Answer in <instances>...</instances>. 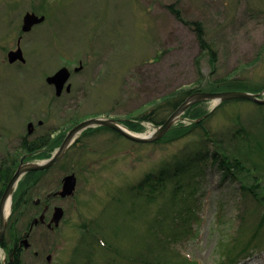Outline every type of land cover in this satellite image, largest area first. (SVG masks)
Returning a JSON list of instances; mask_svg holds the SVG:
<instances>
[{
    "label": "rangeland",
    "instance_id": "1",
    "mask_svg": "<svg viewBox=\"0 0 264 264\" xmlns=\"http://www.w3.org/2000/svg\"><path fill=\"white\" fill-rule=\"evenodd\" d=\"M44 8L41 37L21 43L25 67L35 68L18 70L3 62L16 41L0 43V114L15 112L12 105L22 96L18 114L60 123L65 100H47L45 78L61 65L73 72L79 61L83 71L72 73L74 101L68 111L77 120L133 118L176 89H203L217 77L264 84V0H45ZM196 22L203 29L205 50L197 40ZM33 86L43 89L37 98L28 92ZM214 104L202 103L211 111L204 127L229 153L260 165L262 176L264 104ZM160 113L158 118L164 116ZM21 125L2 135L15 144L12 136ZM144 125L146 133L151 127ZM203 139L200 129L161 143L133 142L107 129L80 135L49 171L45 181L50 184H44L45 191L53 190L74 172V194L58 203L64 215L57 227L34 229L23 263L142 264L140 259L149 256L153 262L162 257L176 264H221L226 246L251 234L260 209L217 161L189 159ZM205 144L211 152L216 148L215 142ZM147 173L153 179L139 186ZM32 197L41 195L35 190ZM30 211H15L5 245L26 226L34 215ZM6 262L1 247L0 264ZM235 264H264V247Z\"/></svg>",
    "mask_w": 264,
    "mask_h": 264
},
{
    "label": "flooded vegetation",
    "instance_id": "2",
    "mask_svg": "<svg viewBox=\"0 0 264 264\" xmlns=\"http://www.w3.org/2000/svg\"><path fill=\"white\" fill-rule=\"evenodd\" d=\"M44 4L45 0H0V43L1 41H8L11 39L16 41V46L14 48H9L6 50V57L5 59H3V62L4 60H6L9 66H13V69L32 70L36 67H25L26 57L24 55L23 48L21 47V43L27 37H32L35 39H39V37H41V34H39L38 31L41 29V26L46 18V13H44V11H46V8H44ZM27 13H33L36 16L44 15L45 18L41 22L33 23L28 30H24V17ZM18 46L21 47L24 60L17 59L13 62H9L8 52L10 50L16 49ZM1 49L3 48H1L0 44V50ZM80 64L82 65L81 61H79V65ZM61 67H66L69 70L70 74L67 81L60 89L59 93H57L54 84L46 82L47 88H45L48 96V101L54 102L58 100H65V102L63 101L64 103L62 104V107L66 112L63 113L64 115L60 114V116L62 117V121L60 123L56 124L52 121L51 123H49V121L45 117H36L37 114H29L31 117L23 120L24 116L28 117L29 115L22 116V114H18L19 112H16L22 111V107L24 106V97L22 96L15 99L18 102L15 101V103H13L12 105L13 107L11 108V111L14 110L15 112H4L0 114V198L7 183L9 182L18 166L30 162H37L50 157L55 151H57L69 130L76 124L77 119H74V116L71 115V113H68L69 108L72 107L69 102L74 101V98L70 96L72 89V82L70 81V79L73 72L80 73L81 71H83V65L78 70H75V68L78 66H74L73 72L67 65H61L53 73H55ZM29 90L28 92H32V94H35L37 98L42 93L43 89H37V87L33 86ZM18 105L20 106L18 107ZM64 117L65 119L63 120ZM84 119H86V117L79 119V121ZM23 121H25V127L23 125ZM6 122H17L18 124L22 123V125L20 126L21 128L16 133V136H12L13 139L16 140L15 144H12L10 137H5L2 135V133L6 134L5 131L8 127H12L13 132V129H15L17 123H15L13 126H10V124L8 123L7 125ZM74 143L75 142L69 145V147L66 149L63 156L59 160L63 159L65 155L68 154ZM44 154H48L49 156L43 157L42 155ZM56 163L48 168L37 170L36 176L33 177L34 181H30L32 185H30L29 183L24 187L23 191H20V193H16V187L15 191L13 192L14 203L16 204L17 202H20L16 206V212L18 210H21L24 213L26 211L31 212L30 209L34 210V215L27 222L26 226L19 232V235L12 240V245L10 244L14 248L15 252L18 253L21 257L24 254V251L31 247L29 237L33 233L34 229L41 226H45L47 229H54L55 227H57L54 226V224L51 222L54 208L56 206H61L58 203H61V201H63L64 199L73 196V194L70 196H61L59 194V191L62 188L63 184L62 178L66 174L60 179L59 184L55 189L45 191L46 188L44 187V184H50V181L45 180L48 178L49 171H51V168ZM11 169L13 170L11 176H8V179L5 180L4 178L7 177ZM25 175L26 174H24L21 179H24L23 177ZM35 190L36 193H39V195H41V197H37L35 199L32 197V194ZM25 236L28 238L27 247H25L24 244L21 243L22 238H24ZM33 253L35 256L38 255V251H33ZM46 259H48L47 256Z\"/></svg>",
    "mask_w": 264,
    "mask_h": 264
},
{
    "label": "trees",
    "instance_id": "3",
    "mask_svg": "<svg viewBox=\"0 0 264 264\" xmlns=\"http://www.w3.org/2000/svg\"><path fill=\"white\" fill-rule=\"evenodd\" d=\"M173 12H175L176 16L181 19L178 11L175 10L172 5H168ZM195 24L197 30V40L199 42L201 50H205L207 48L206 41L203 37V29L201 28L198 22L193 23ZM206 88H203L208 91H222V90H245V91H252L257 92L264 88L263 85H251L244 81L243 79L239 78H228V77H217L214 79H210L206 81ZM250 88V89H248ZM201 88H181L176 89L170 92L167 96L163 98V100L157 103L151 109L140 113L138 116L133 118H125L122 120V123L126 125L129 129L136 132H141L144 129L142 124L143 121H150L155 125H160L164 122L167 116L178 107V105L191 93L200 90ZM201 89V90H203ZM253 89V90H251ZM200 90V91H201ZM231 100H225L218 104V106L222 105L225 102ZM203 102H198L192 104L189 108L185 110V112L181 116L182 119H187L189 121L188 124L181 122V120L174 124L159 140L154 141V143H161V142H171L178 138L188 135L195 129H200L203 132L204 136V143H201V147L195 153V156L190 160L200 161L204 159H208L211 157L212 160L217 161L218 165L222 169L223 173L228 175L229 177L237 180L241 191L250 196L252 201L254 202L255 206H257L259 211V220L255 227L253 228L251 234L242 241L236 240L231 246H226L225 248V257L221 260V264H235L240 261L241 257L251 254L254 250H258L264 247L263 244V237H264V230L262 228V224L264 223V174L262 176L259 173L260 165L251 161L250 163L247 161L249 159L247 156H242L241 153H229L223 146H220L216 138H213L210 132L204 127V122L209 117L211 111L205 110L202 107ZM217 106V107H218ZM164 116L158 118L159 113L162 112ZM161 114V113H160ZM79 120H76V123ZM111 130L115 134L122 136L115 130L109 129L104 126H97V127H89L82 132L81 135H86L89 132H95L98 130ZM205 141H212L216 143V148L211 152L207 148ZM44 156V155H42ZM13 170L11 169L4 179L7 180L8 176H11ZM37 171H30L26 173L18 183L16 193H20L23 191L24 187L30 183V181H34V176H36ZM153 179V173H147L139 184L142 186L147 181H151ZM20 202L16 204L13 201V210L10 218L12 219L13 215L16 213V206ZM10 224L7 228L10 229ZM12 238L15 239L17 235L12 233ZM2 248L7 253V262L6 264H24L22 261V257L15 252L12 246L5 245L4 239L1 242ZM111 247V246H109ZM159 258V257H158ZM156 259L154 257V262L149 258V256L140 259L142 264H176L177 261L163 259Z\"/></svg>",
    "mask_w": 264,
    "mask_h": 264
},
{
    "label": "water",
    "instance_id": "4",
    "mask_svg": "<svg viewBox=\"0 0 264 264\" xmlns=\"http://www.w3.org/2000/svg\"><path fill=\"white\" fill-rule=\"evenodd\" d=\"M44 18V15L36 16L33 13H27L24 17L23 29L28 30L33 23L41 22L44 20ZM17 59L24 60L20 46L8 52L9 62H13ZM81 67L82 65L80 64L75 68V70H78ZM69 74L70 72L66 67H61L52 75L47 76L46 81L50 84H54L57 93H59L63 84L67 81ZM206 100L215 101L213 108L220 102L225 100H250L257 104H264V88L257 92L245 90L195 91L189 94L178 105V107L167 116L162 124L155 126L152 130L146 133L131 131L126 125L121 122L120 119H115L109 116H94L79 121L74 125V127L69 130L60 147L50 157L37 162L22 164L18 166V168L13 173L0 198V248L1 242L8 226L10 214L12 212L13 192L20 178L27 172L42 170L56 163L63 156L69 145L72 144L85 129L89 127L106 126L118 131L121 135L131 141L139 143L154 142L163 137V135L176 123V121L181 119L182 114L187 108H189L194 103L203 102ZM62 181L63 184L62 188L59 191V194L61 196L72 195L76 187L75 173L71 172L66 174L62 178ZM6 203H8L9 205L7 214H5ZM63 215V208L61 206H56L51 217V222L54 224V226L59 225V222L62 219ZM21 243H23L24 246L27 247L28 238L26 236L22 238Z\"/></svg>",
    "mask_w": 264,
    "mask_h": 264
},
{
    "label": "bare ground",
    "instance_id": "5",
    "mask_svg": "<svg viewBox=\"0 0 264 264\" xmlns=\"http://www.w3.org/2000/svg\"><path fill=\"white\" fill-rule=\"evenodd\" d=\"M8 207H9V205H8V203H6V206H5V214L8 213Z\"/></svg>",
    "mask_w": 264,
    "mask_h": 264
}]
</instances>
